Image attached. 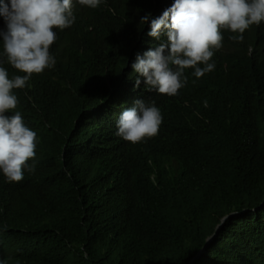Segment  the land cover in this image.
<instances>
[{
  "label": "trees",
  "instance_id": "1",
  "mask_svg": "<svg viewBox=\"0 0 264 264\" xmlns=\"http://www.w3.org/2000/svg\"><path fill=\"white\" fill-rule=\"evenodd\" d=\"M173 3L73 0L74 23L53 29L54 66L14 89L6 113L37 139L34 171L19 182L0 172V264H264V21L242 42L224 31L214 69H186L177 95L143 78L134 89L136 55L166 41L147 35L151 20ZM0 67L24 75L2 37ZM136 100L162 123L132 144L116 121Z\"/></svg>",
  "mask_w": 264,
  "mask_h": 264
},
{
  "label": "clouds",
  "instance_id": "2",
  "mask_svg": "<svg viewBox=\"0 0 264 264\" xmlns=\"http://www.w3.org/2000/svg\"><path fill=\"white\" fill-rule=\"evenodd\" d=\"M76 2L94 9L102 0ZM73 7V0H0V17L6 25V30L0 31L3 56L12 68L24 73L9 78L7 70L0 67V172L7 182L21 181L25 169L34 171L28 161L35 158L37 139L19 111L6 115L18 104L13 90L23 89L33 74L54 66L55 59L49 51L57 39L53 29L63 30L74 23ZM148 20L146 14L140 24ZM262 21L264 0H174L151 20L147 35L156 40L163 35L166 41L136 55L131 65L138 74L134 89L143 78L145 90L177 95L187 83L186 69H194L196 78L214 69V63L209 61L222 47L224 31L236 33L229 39L242 42L243 33ZM161 123L160 109L154 103L136 100L117 119L116 135L136 144L157 135Z\"/></svg>",
  "mask_w": 264,
  "mask_h": 264
},
{
  "label": "water",
  "instance_id": "3",
  "mask_svg": "<svg viewBox=\"0 0 264 264\" xmlns=\"http://www.w3.org/2000/svg\"><path fill=\"white\" fill-rule=\"evenodd\" d=\"M227 218H228V216H227V217H225V218H223V219H222V221H221V222H222L221 224H223V223H224V221H225ZM219 228H220V226H218V227H217L215 234H214V235H213L211 238H209V239H208L207 243H210V242H212V240H213V239H214V237L216 236V233H217V231H218V229H219ZM198 254H200V253H198Z\"/></svg>",
  "mask_w": 264,
  "mask_h": 264
}]
</instances>
